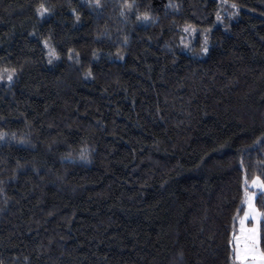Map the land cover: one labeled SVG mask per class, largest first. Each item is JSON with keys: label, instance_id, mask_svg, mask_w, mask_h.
Masks as SVG:
<instances>
[{"label": "trees", "instance_id": "1", "mask_svg": "<svg viewBox=\"0 0 264 264\" xmlns=\"http://www.w3.org/2000/svg\"><path fill=\"white\" fill-rule=\"evenodd\" d=\"M39 2L0 0V66L18 69L0 84V261L233 264L243 178H264V0H228L231 19L221 0H136L147 25L124 0H46L43 20Z\"/></svg>", "mask_w": 264, "mask_h": 264}, {"label": "snow or ice", "instance_id": "2", "mask_svg": "<svg viewBox=\"0 0 264 264\" xmlns=\"http://www.w3.org/2000/svg\"><path fill=\"white\" fill-rule=\"evenodd\" d=\"M87 6L92 9H100L103 7L102 0H86ZM221 3L229 7L232 11L229 16V19L239 14V6L237 3L232 2L229 4L228 0H221ZM138 5L136 0H124L121 5L120 16L125 17L126 14L130 18L134 10H136L135 20L142 24L147 25L149 22L156 23L157 18L149 11L139 12ZM168 8L178 11L179 5L173 0H169L167 5ZM54 13V8L50 6L46 0H40L38 5L35 7V15L43 20L48 16H51ZM71 13L75 19L76 23H79L81 20V14L76 8H71ZM216 20L220 23H223L224 17L221 15L220 11L215 13ZM182 31L185 34L192 35L196 32V28L191 24H186ZM207 31H210L207 30ZM30 35H35V32L30 33ZM52 39L51 36L43 39L42 44L43 48L46 50L48 57V63L52 64L54 60H59L60 56L57 52L56 47L50 42ZM124 43L127 44V37L124 38ZM181 43L184 48L193 51L188 43L184 42L183 37H181ZM199 54L208 55L209 54V42L208 36H204L203 43L200 45ZM96 55L95 53L93 54ZM98 58V57H97ZM123 59L122 56L119 57ZM68 59L71 61L75 59L76 63H79V53L73 55L72 50H69ZM18 76V69L16 67L0 66V84L6 82L9 88L15 83V79ZM92 77L91 70L85 73V79ZM9 138V133L5 131H0V141H5ZM11 140H17L18 143L24 144L28 141L21 137L17 139L16 134L12 133L10 136ZM254 145H260L264 147V133L258 136L253 142ZM70 156V154H69ZM79 159L86 163H90V152L87 148H81L79 152ZM18 168H22L23 165L17 164ZM0 184H3V181H0ZM243 206L237 209L235 219L238 221L239 230L238 232L233 230L232 239L229 241L231 247V258L233 264H264V248L261 247V222L264 221V208L257 206L256 197L257 190L261 194V198H264V178L261 176H254L251 179L245 174L243 178ZM3 189L0 188V192ZM242 213V215H241ZM251 222V226H249ZM0 264H3L0 261Z\"/></svg>", "mask_w": 264, "mask_h": 264}, {"label": "rangeland", "instance_id": "3", "mask_svg": "<svg viewBox=\"0 0 264 264\" xmlns=\"http://www.w3.org/2000/svg\"><path fill=\"white\" fill-rule=\"evenodd\" d=\"M258 194H260L259 193V191L257 190V196H258ZM243 205V204H242ZM241 215H242V213H241ZM249 226H251V222H249ZM235 230L238 232V230H239V224H238V221L236 220V228H235Z\"/></svg>", "mask_w": 264, "mask_h": 264}]
</instances>
